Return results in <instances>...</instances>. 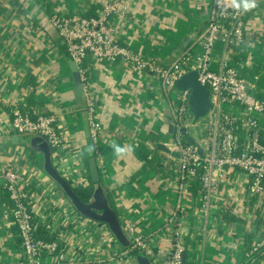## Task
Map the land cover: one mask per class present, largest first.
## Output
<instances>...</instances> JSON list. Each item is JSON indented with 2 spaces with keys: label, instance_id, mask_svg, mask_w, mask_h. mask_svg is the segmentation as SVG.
I'll return each instance as SVG.
<instances>
[{
  "label": "crops",
  "instance_id": "crops-1",
  "mask_svg": "<svg viewBox=\"0 0 264 264\" xmlns=\"http://www.w3.org/2000/svg\"><path fill=\"white\" fill-rule=\"evenodd\" d=\"M109 1L0 0V171L8 167L18 173L21 186L34 196L36 225L46 232V238L38 239L57 241L75 264H137L135 257L122 255L130 246L127 234L123 232L128 241L124 247L107 225L79 215L44 172L42 156L12 142V111L22 110L31 118L51 116L65 144L51 155V163L68 183L81 175L89 184L94 159L121 227L130 224L156 250L171 251L179 234L186 258L197 264H245V255L264 231V201L246 200L248 180L236 170L220 179L208 218L200 213L198 182L178 190V156L169 152L178 91L165 90L146 71L92 57L84 61L77 85L66 43L50 18L57 13L94 16ZM212 1L123 0L125 13L112 18V27L119 44L133 54L169 66L185 52L201 53ZM244 32L243 42L231 47L227 57L253 86V95L264 99V0L246 11ZM224 56L217 43L212 70ZM85 96L95 102L101 125L97 154L87 150L92 144ZM198 133L191 130L186 142ZM113 143L131 145V150L117 157ZM139 144L156 156L159 169L146 167L148 159L141 160L135 150ZM2 190L0 185V198ZM20 256L10 209L0 204V264H19ZM251 264H264V258Z\"/></svg>",
  "mask_w": 264,
  "mask_h": 264
},
{
  "label": "built area",
  "instance_id": "built-area-1",
  "mask_svg": "<svg viewBox=\"0 0 264 264\" xmlns=\"http://www.w3.org/2000/svg\"><path fill=\"white\" fill-rule=\"evenodd\" d=\"M124 11L123 0H110L94 16L57 13L50 20L65 41L68 55L81 78L84 75L83 64L88 57L109 63L120 61L146 71L169 92L175 90V84L182 76L196 72L200 85L208 89L212 108L205 117L194 120L190 112L189 91L178 92V102L173 108L175 137L169 146V152L178 155V190L183 192L189 182L197 181L202 202L200 213L208 218L213 202L219 196L220 179L229 171L236 170L248 180L246 200L264 201V99L253 95V86L238 74L227 57L229 49L244 40L246 11L237 9L232 0H213L207 26L200 37L201 53L185 52L169 66L144 60L119 44L111 20L114 16L123 15ZM217 43L222 44L226 56L221 57L217 69L212 70ZM85 105L91 144L97 154L101 133L96 117L97 106L89 96H85ZM54 123L51 116L31 118L22 110H14L11 112L9 132L19 136H40L49 145L53 156L65 146ZM191 130H196L199 135L192 144L182 143L181 139L186 138ZM21 182L22 176L8 167L0 171V185L13 203L10 214L11 223L16 226L20 238L19 264H42L46 258L51 260V264H75V260L59 248L57 241L35 237L34 224L39 211L35 208L34 196L21 186ZM70 183L73 187L88 185L81 175H74ZM52 197L56 200L57 194ZM67 210L64 207L62 212L67 213ZM213 217L216 221L217 216ZM121 228L130 237V246L122 252L124 257L137 253L151 264H182L185 247L179 234L174 238L171 251L156 250L137 235L130 224ZM262 248L264 231L245 257Z\"/></svg>",
  "mask_w": 264,
  "mask_h": 264
},
{
  "label": "water",
  "instance_id": "water-1",
  "mask_svg": "<svg viewBox=\"0 0 264 264\" xmlns=\"http://www.w3.org/2000/svg\"><path fill=\"white\" fill-rule=\"evenodd\" d=\"M71 66L74 72V79L77 85L80 86V75L77 71V67L74 63H72ZM175 90L178 92L189 91L190 112L195 120L205 117L212 108L208 89L200 85L197 80L196 72H190L189 74L182 76L176 82ZM12 142L14 144L21 143L28 150L39 153L42 156L44 172L60 188L65 198L71 203L79 215L89 220L107 225L115 239L122 246L125 247L128 245L127 238L122 231L117 214L111 208L106 192L101 185L100 174L94 159H91L89 164L93 193L91 201L87 204H83L76 198L72 187L51 163V150L44 139L37 135L24 134L20 135V137L14 135L12 137ZM193 142L194 140L192 138L187 139V143L192 144ZM163 149L168 152L167 148ZM174 155L178 156L177 154ZM185 258L186 254L184 253L182 255V262ZM136 263L151 264L148 259L142 256L136 257Z\"/></svg>",
  "mask_w": 264,
  "mask_h": 264
},
{
  "label": "trees",
  "instance_id": "trees-1",
  "mask_svg": "<svg viewBox=\"0 0 264 264\" xmlns=\"http://www.w3.org/2000/svg\"><path fill=\"white\" fill-rule=\"evenodd\" d=\"M87 17H89V16H87ZM181 141H182V143H186V138L183 137L181 139ZM262 141L264 143V130L262 131ZM135 150L139 154L141 160L147 161V159H148L146 167L152 168L154 166L155 169H159V166H158L159 160L156 158V156H151L150 151L143 144H139L137 147H135ZM195 182H197V181H194L192 185H194ZM72 190H73L76 198L81 203L87 204L91 201V196L93 193V184L91 181L89 182V184L87 186L72 187ZM0 204L1 205L5 204L10 210L13 207V203L9 199V194L5 190H2V194H1V198H0ZM34 226H35V237L37 239L38 238H43V239L46 238L45 230L44 229L42 230L41 228L37 227L36 222H35ZM13 227L15 228V232L18 233L16 226H13ZM137 256H138L137 253L132 254V257L136 258ZM259 258H264V248H262L258 252L254 253V254L250 255L248 258H246L245 264H248V263L251 264L252 262H254L255 260H257ZM182 264H197V263L193 262L191 260H188L186 258L182 262Z\"/></svg>",
  "mask_w": 264,
  "mask_h": 264
},
{
  "label": "clouds",
  "instance_id": "clouds-1",
  "mask_svg": "<svg viewBox=\"0 0 264 264\" xmlns=\"http://www.w3.org/2000/svg\"><path fill=\"white\" fill-rule=\"evenodd\" d=\"M232 2L237 9L242 8L244 11H248L256 7V0H232ZM111 147L117 157H121L131 150V145L120 146L118 144L113 143ZM87 150L89 153H91L95 151V146H89Z\"/></svg>",
  "mask_w": 264,
  "mask_h": 264
},
{
  "label": "rangeland",
  "instance_id": "rangeland-1",
  "mask_svg": "<svg viewBox=\"0 0 264 264\" xmlns=\"http://www.w3.org/2000/svg\"><path fill=\"white\" fill-rule=\"evenodd\" d=\"M195 120V119H194Z\"/></svg>",
  "mask_w": 264,
  "mask_h": 264
}]
</instances>
